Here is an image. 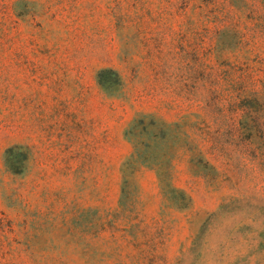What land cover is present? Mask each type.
Segmentation results:
<instances>
[{"label":"rangeland","instance_id":"obj_1","mask_svg":"<svg viewBox=\"0 0 264 264\" xmlns=\"http://www.w3.org/2000/svg\"><path fill=\"white\" fill-rule=\"evenodd\" d=\"M0 264H264V0H0Z\"/></svg>","mask_w":264,"mask_h":264},{"label":"trees","instance_id":"obj_2","mask_svg":"<svg viewBox=\"0 0 264 264\" xmlns=\"http://www.w3.org/2000/svg\"><path fill=\"white\" fill-rule=\"evenodd\" d=\"M109 71L110 69H99L97 71L96 78L99 84L102 85L103 82L101 77L103 76V74ZM152 125V121H148L146 122V124H144L141 117L132 119L128 123L127 128L125 129V135L127 139L131 142L133 151L127 157V159H125V161L123 162V166L129 169L128 172H132L131 170L137 165H148L152 168L154 167L156 170L158 188L160 189V192L164 195L166 204L171 207H181L185 204L183 192L179 188L173 186L170 183L169 179L158 171L160 170L162 164L161 158L149 160L150 156L149 154H147L146 151L150 146V142H144L139 138L141 135L147 134L150 131L148 129L146 130L147 126L152 127ZM25 158L26 153L21 150L20 146L14 145L11 147H7L3 152V167L6 171L10 173L18 172L20 170L17 169V164H22ZM127 183V179L123 177L121 192L118 200V203L121 208H123L125 204L123 201V198L126 195L124 186L127 185Z\"/></svg>","mask_w":264,"mask_h":264}]
</instances>
